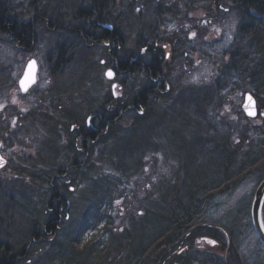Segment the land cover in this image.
<instances>
[{
    "label": "trees",
    "instance_id": "16d2710c",
    "mask_svg": "<svg viewBox=\"0 0 264 264\" xmlns=\"http://www.w3.org/2000/svg\"><path fill=\"white\" fill-rule=\"evenodd\" d=\"M39 1L13 0L14 3L11 7L18 10L14 11L11 17L15 18L20 12L23 14L22 18H26L25 16L32 13L35 17L42 11ZM117 1L93 0L92 8L87 9L88 5H82L78 10V15L82 14L81 16L86 17L84 13L93 11V17H96L100 14V10H104L106 7H117ZM192 1L194 2V0ZM201 1L211 4L206 10L207 15L210 16L208 19L211 20L214 12L219 16L225 14L222 8H229L236 12L239 25L236 40L231 50L224 54L229 59L226 71L228 69L231 71L232 78L234 76L250 81L252 86L250 93L254 95L259 102V106L263 107L264 110V0H197V3ZM184 3L185 0H124V20L128 29H132L134 32L132 34H124L123 53L125 59L136 57V54L139 55L145 49L146 53L140 54L143 65L147 67H155L157 65L158 67L152 69L151 75L148 73L144 75L141 79V86L144 88L151 83V88H156L157 85L152 82L153 78H156L162 90H157L158 88H156L155 92L150 93L148 97H145L144 93L142 94L143 97H138L135 93L136 70L128 73L126 76V88L131 98L128 102L126 101L125 106L127 108L129 104L134 103L135 109L139 105L140 112H144L142 115L136 114V126L133 123L134 125L129 127L130 129L126 128L127 132H130L134 138L130 139L131 143L129 144L124 141L121 142L120 139L112 142L110 137L106 136L93 137L92 139V167H102L104 165L102 162L104 159L106 160V157L108 164L111 165L109 167H114L111 158L120 156L118 157L120 165L115 167L117 171L113 168L118 174L116 179L118 182H115L111 189L119 192V195H122L121 193L133 194L136 192L137 201L147 204L148 208L146 207L145 211L139 212L140 220L132 218L130 220V232L127 229L128 233L124 231L121 235L114 232L113 228L116 227V222L113 219V215L106 217V219L101 221V224H104L109 229L105 228L107 235L103 239H99L102 235L101 233L96 234L99 232L98 226L89 227L88 225H83L87 218L80 219L83 217L81 215L82 212H74L71 220L66 221L64 229L55 234V241L42 244L44 247L41 255L33 259L29 264L42 263L45 255L53 248L61 255L65 245L63 242L61 243L62 239H57L58 235L66 236L67 234H73V232L76 234H74L75 238L70 243L72 248L71 257L60 258L55 253L54 256L58 258L48 264H58L59 261L60 264H260L264 261L263 255L258 254L257 258L255 256L251 258L250 255L245 256L241 249L245 238V243H248V233L253 234L260 247L264 249V245L255 233L251 212L249 211L253 187H258L264 179V114L261 115L263 125H255L249 135L246 131H243L240 125L237 126L238 131L241 128L240 133L229 134L225 141L201 134L200 130H202L201 128L204 127V124L200 126L199 123L192 122L196 121V119L192 120L185 114H180L178 111L175 112L176 105H180L183 109L187 108L184 103L188 104L191 101L190 106L194 102L193 98H189L188 93L184 94V90L180 96H174L175 87L171 86L173 72L169 69L164 74L159 68L160 63L168 64L166 51L168 47L164 46L165 44L172 47L173 54L170 55L171 58L175 59L177 57L180 59L187 55V50H184L185 46H180L181 44L177 42L179 31L171 32L170 41H152L149 33L143 32V28L154 24V18H163L169 9H171V14L164 17L166 20L164 22L167 26H170L171 22L173 30H177L179 28L177 21L184 18ZM139 7H141L139 12H136ZM8 12L9 10L7 11L5 5L0 2V33L3 35L8 33V27L16 24L15 21L4 23ZM42 12L44 13V11ZM25 13L27 15H24ZM45 13H50L48 7L45 8ZM22 18L20 20L23 22L32 20ZM114 18L115 20H110L117 27V17L114 16ZM173 22H177V25L173 26ZM13 31L15 33L19 32L15 30V27ZM181 33L182 35L186 34L184 28ZM131 38L134 41L133 46L131 45ZM189 42L187 43V49L190 50L191 41ZM65 44L70 46L69 43ZM69 46L66 45V47L62 48L61 56L57 59V63H55V59L50 58L49 65L57 69L60 68L61 71L64 66L65 69L68 65L74 63L73 58L70 57L71 52L69 50L75 49V47ZM82 48L87 49L85 47ZM43 60L46 61V58H43ZM135 65L133 66L135 67ZM125 66H130V62L127 61ZM79 71L83 72V70ZM226 71H223V73ZM220 75L222 76V74ZM234 86L235 84L231 86V89L237 90ZM3 88L1 87L0 89ZM145 91L148 90L145 89ZM163 91L164 93H162ZM222 91V84L216 83L214 90L216 97ZM2 98L3 100L5 98L4 91L0 92V99ZM14 114L12 113L11 115L13 116ZM11 115L9 114L8 118H11ZM26 116L22 115L24 121H21L25 125L22 129L26 134L23 133L18 137H16V134L11 133L12 128H7L2 123L0 125V141L8 148H15L18 145L22 147L21 153H15L14 158H12L14 161H10L7 165L9 166L8 168H12L14 171L13 179L10 182L0 181V194H12L11 191L13 190V198L29 192L28 181L33 180L40 183V179L54 176L36 173L39 179L28 180L25 178L26 176L28 177L29 173L27 166L40 165L43 160V157H40L42 152L38 150L39 146H41L39 144L40 136L44 129H50L53 125L52 120L47 119L50 121L47 122L37 119L33 111ZM33 122L38 128L35 132L29 134L25 131L26 126L29 129L34 128L32 126ZM172 124H176V126L179 124L186 130L196 129L198 131L196 133L198 137H195L196 141L192 140L195 146L194 152L191 149L190 151L188 150V146L186 147L184 140L181 138L177 142L186 151L180 153L182 157L179 153H173V151L177 150L172 144V139L169 138V129ZM253 135L260 138L249 139ZM211 143H213V146H208ZM29 146L35 149L37 157L31 154L27 155L26 151H29ZM133 147H136V149L132 150ZM145 148L156 159L165 158L166 162H171V166H167L168 170L164 172V174L168 173L166 177L163 174L159 177L150 176V181L146 186V193L140 198L138 194H141V192H137L140 186L138 180H136V184L131 181L134 177L130 174V172L133 173V170H130V161L132 152L138 154L140 150ZM46 151L48 152L44 158L50 162L54 156V151L58 152V149H54L53 144L50 143ZM69 154L74 156L73 159L80 155L74 148L71 149ZM166 158L170 160H166ZM189 165L192 167H189ZM61 167L65 171L63 164ZM53 171H56V169H53ZM78 171H85V169L84 167L68 169L73 179L76 178L74 176L78 174ZM250 180H253L251 181L252 188L249 189L248 193L239 194L241 196L240 199L232 207L227 208L226 206V213L224 212L226 215L216 216V218H223L224 216L225 218L217 222L214 215L221 212L224 204L223 198L234 197L237 195L239 186ZM79 184L82 185V188L87 187L89 190H92V186H95L92 179L91 186H86L84 182ZM79 184L78 189L74 192H70L68 188L64 189L66 186H62L61 191L70 195L80 194ZM89 190L85 189L84 192L87 193ZM90 194L92 195V193ZM249 195L250 197L247 198ZM14 201L18 200L15 198ZM77 213L79 220L75 221ZM230 215H235V218ZM53 226V223H50V227ZM87 226L92 228L93 235L95 234L92 241L93 246L83 245L81 247L80 238ZM32 229V226H30L29 231ZM205 239H212L215 242V246L205 243ZM203 253L207 254V258L205 261L200 262L198 255ZM253 258L256 259L251 263L250 261Z\"/></svg>",
    "mask_w": 264,
    "mask_h": 264
},
{
    "label": "flooded vegetation",
    "instance_id": "af4514ba",
    "mask_svg": "<svg viewBox=\"0 0 264 264\" xmlns=\"http://www.w3.org/2000/svg\"><path fill=\"white\" fill-rule=\"evenodd\" d=\"M39 2L44 13L40 11L32 20L30 19V22L26 23L16 18L4 20V23L7 21L16 22L14 26L8 27V33L4 35L6 41L14 46L13 53H23L29 57L37 53L39 57L46 58L47 63L45 66L39 65L37 83L27 92H24L20 85L24 68L17 74V77L14 74L6 73V83L3 88L4 106L10 115L15 113L13 116L11 115L12 117L20 120L22 115L26 116L30 113L31 109L27 111L23 108L24 105L26 107V103H30L31 107L37 109L31 110L37 119L53 121L50 129L42 131L39 141L41 146L38 150L42 152L40 157H43L40 165L45 168L46 166L50 167L52 170L56 169V171H54L53 177L39 180L46 190L39 195L36 206L30 202L22 206L13 203L15 198L12 194H0V264H29L41 255L44 247L42 244L55 241V234L64 229L66 221L71 220L80 198L84 197V202L91 200V196H88L90 193L70 195L63 193L61 188L66 186L64 189L68 188L70 192H74L78 189L79 183L84 182L86 186H91V179H73L68 169L84 167L85 172H90L93 137L106 136L110 137L112 142L119 141L120 133L136 123V114H144V112H140L139 105L136 106V109L134 103L129 104L127 108L125 106L126 101L128 102L131 98L126 88L128 73L136 70L135 93L138 97H143V95L148 97L150 93L155 92L156 88L162 90L156 78H153L152 82H155L158 87L151 88V83L144 88L141 86V79L144 75L146 73L151 75L152 69L158 67L157 65L155 67L143 65L140 54H145V49L139 55L136 54V57L125 59L123 53L124 0H118L117 7H106L104 10H100V14L96 17H93V11L84 13L86 17L81 16L82 14L78 15V10L82 5H88L87 9H91L93 0H40ZM46 7L49 8L50 13H45ZM170 14L171 9L166 12L165 16ZM114 16L117 17V27L110 20H115ZM164 17L154 18L153 25L143 28V32L149 33L152 41L171 40L172 24L170 22V26H167ZM14 27L19 32L15 33ZM65 43H69L70 46ZM66 45L75 47V49L69 50L74 63L65 69L64 66V70L60 71V68L57 69L49 65L50 58L55 59V63H57L62 48ZM81 46L87 49H83ZM164 46L168 47L166 51L167 59H169L173 54L172 47L168 44ZM127 61L130 62L128 67L125 66ZM77 63L78 65L79 63L80 65L84 64L83 72L77 74L81 80L76 79L68 84L64 82L65 79L61 80L71 68L75 69ZM134 64H136L135 67ZM159 68L164 74L170 69L169 64L162 63L159 64ZM108 71H112L111 77L107 76ZM44 73L47 75L46 80H44ZM91 77L96 80H91ZM127 111L129 112L126 113ZM128 119L131 120L128 121ZM50 143L53 144L54 149H58V152L54 151L52 160L48 162L44 156L48 152L46 150ZM1 147L3 148V145ZM72 148L80 153L76 159H73L74 156L69 154ZM1 153L9 163L10 159L6 153L3 151ZM62 164L63 166L67 164L66 172L62 170ZM131 169L133 170L132 166ZM10 180L2 179L0 181L10 182ZM131 181L135 184L134 179ZM79 188H82L81 184H79ZM117 196L122 200L134 197L129 193ZM21 197L26 201L24 194ZM19 207L27 218H29V209L32 210L33 207L37 208L38 213L42 212L41 215L31 219L30 226L33 228L31 231H29L30 227L20 228L21 220L17 215L12 214ZM125 213L126 210L120 213L123 219ZM121 220H117L116 227L113 228L114 232L120 233V235L124 233V222L122 224ZM119 222L121 225L117 224ZM50 223H53L54 226L50 227ZM89 233L90 243L87 246L90 247L93 246L94 232L92 228H89ZM103 233L104 235H101L100 239L106 237L105 229H103ZM205 243L215 246L212 239H205Z\"/></svg>",
    "mask_w": 264,
    "mask_h": 264
},
{
    "label": "rangeland",
    "instance_id": "374dc122",
    "mask_svg": "<svg viewBox=\"0 0 264 264\" xmlns=\"http://www.w3.org/2000/svg\"><path fill=\"white\" fill-rule=\"evenodd\" d=\"M0 2L5 5L7 8L8 15L7 18H12L11 15H13L14 11H17L18 9L11 7L14 3L13 0H0ZM206 4V5H205ZM211 6V4L201 1L200 3H197V0H185L184 7L185 10L183 11L184 18L182 20L177 21L179 23V28L177 30L173 31H179L177 42L180 43V46H185L184 50H187V55H184L180 59L177 57L173 59V57L168 59V64L170 67V70L173 72L172 75V82L171 86L175 87V90L173 91L174 96L178 97L181 94L188 93L189 98H193L194 102L189 106L190 102L184 103L187 108H182L180 105H176L175 112H179L180 114H185L187 117L193 119H196V121H192L193 123H196L200 126L204 124V127L200 130L201 134L205 135L206 137H214L218 138L220 140H226L229 134H237L240 133L241 128H239L240 131L237 130V126L240 125L243 128V131H246L248 135L251 129L258 124L263 125L261 115L264 114L263 107L259 106V113L256 118H250L246 115L244 109H243V103L245 100V95L247 93H250L251 91V84L248 79L244 78H236L231 75V71L228 69L226 71V66L228 65L229 59L228 57H225V53H228L235 40H236V33L237 28L239 25V20L236 15V12L233 10H230L229 8H222L224 15H217L212 13V20L208 19L210 17L207 15L206 10L208 6ZM137 12V11H136ZM17 14V13H15ZM10 15V16H9ZM24 15H27L25 13ZM23 17V14L20 12L18 15L15 16L16 19H21ZM26 18H22L25 20H30L34 17L33 13L28 14V16H25ZM14 18V17H13ZM218 18V19H217ZM223 19V20H222ZM211 20V21H210ZM30 22V21H27ZM26 22V23H27ZM177 22H173V26L177 25ZM124 27V34H132L134 33L132 29H128L127 24L125 23ZM187 34L181 33V30H183ZM132 42L131 45H134L133 38H131ZM181 40V41H179ZM191 41V49H187V43ZM190 43V42H189ZM12 50V51H11ZM14 46L11 45L10 42L6 41L3 34L0 33V88L5 86L6 83V73H10L11 75L14 74V76L17 77V74L20 73L23 68H25L26 64L28 63L29 59L35 58L38 63L41 66H45L47 63L43 58L39 57L36 53L35 55H32V57H29L26 54H17L13 53ZM43 60V62H42ZM84 64L78 65L76 64V71L75 69L71 68L68 73H66L65 77L61 80L65 79L67 82L70 83L72 81H75L76 79L81 80V78L77 75L80 73L79 70H83ZM43 69V68H42ZM223 71H226L223 73ZM14 72V73H13ZM222 74V76L220 75ZM13 77V76H12ZM46 73H44V80H46ZM94 81L96 78L91 77ZM232 78V79H231ZM221 79V80H220ZM86 80V78H85ZM216 83L222 84L223 91L222 93L218 94L216 97V94L214 92L216 88ZM235 84V88L237 90L231 89V86ZM0 92H3L4 89H0ZM187 96V95H186ZM192 100V99H191ZM218 100H220L218 102ZM218 102V103H217ZM30 103H26L23 106L25 110L29 109H35L34 107H31L29 105ZM29 105V107H28ZM30 110V112H31ZM37 110V109H35ZM196 110V111H195ZM174 112V113H175ZM8 111L6 110L4 106V100L3 98L0 99V125H4L7 128H12V134H16V137L20 136L21 134L25 133L23 131V125L21 121L23 118L21 117L20 120H16L15 117L8 118ZM27 117V116H26ZM252 120V121H250ZM24 121V120H23ZM251 122V123H250ZM2 123V124H1ZM34 123V122H33ZM34 128L29 129L28 126H26L25 131L29 134L35 132L37 130L36 124H32ZM255 128V127H254ZM130 129V128H128ZM170 132H169V138L172 139V144L175 146L177 151H173V153H183L186 151L185 148L180 147V144L177 142L181 140V138L184 140V144L186 147L188 146V150H192L194 152V144L192 140L196 141L195 137H198V131L196 129L186 130L182 128L181 125L172 124L170 126ZM242 131V132H243ZM37 133V132H36ZM26 134V133H25ZM260 138L259 136H251V138ZM39 138V137H38ZM121 142L131 143L132 138H134L130 132H127V129H124L123 132L120 133L118 136ZM193 138V139H191ZM263 138V136H262ZM20 139V137H19ZM22 140V139H20ZM19 140V142H20ZM189 142V143H188ZM30 145V144H29ZM4 151L8 157L9 162L14 161L12 158H14V154H20L21 153V146L18 145L15 148H8L6 145H4ZM208 146H213V143H211ZM25 148V147H24ZM23 148V149H24ZM136 147H133L132 150H135ZM29 151H26L28 153L27 155H35L38 156L35 152V149L28 148ZM99 155V154H98ZM70 156V155H68ZM132 159L130 161L131 166L133 167V173H130L131 176L134 177L135 184L136 180L139 182V188L137 192H141V194H138V196L143 197L146 193V186L147 183L150 181V176H156L159 177L163 174L164 177L167 176L168 173H165L168 169L167 166H171V162H166L165 158L156 159L152 153L149 152V150L142 149L138 152V154H134L132 152L131 154ZM182 157V155L180 154ZM100 157V156H98ZM118 157H112L111 161L114 163V167H109L111 165L106 160H103V166L97 167L91 169L90 172L85 171H78V174L74 177L79 179H92V182L95 186H92V190H89L86 188H81V193L85 194L84 190H89L87 193L88 196H91L88 202H84L85 198H80V201L77 203V206L75 207V213L76 212H82V216L80 219L87 218L83 225H88L89 227L98 226L99 232L96 234L101 233L102 229H105L106 226L104 224H101V221L106 219V217H110L113 215V219L115 222L120 219V213L123 210H126L124 219L122 218L121 223L124 222V231L130 232L131 229V219L134 218L137 220H140L139 218V212L142 210H146V207L148 208L147 204L143 202H138L136 197V192L131 193L134 195L133 199H121L117 195H119V192H115V190L111 189V186L115 184L116 179L118 178V174H116L117 169L115 167H118L120 163L118 162ZM12 159V160H11ZM166 160H170L166 158ZM219 162V161H218ZM111 163V162H109ZM217 163V161H216ZM173 164V163H172ZM116 165V166H115ZM9 166L5 165L4 167L0 168V180H9L13 179L14 177V171L12 168H8ZM64 167H67V164H64ZM189 167H192L189 165ZM29 168L28 177L25 178L28 180L31 179H39L36 176V173H44L46 175H53L54 171L50 169L49 167H42L39 164L33 165L31 167L27 166ZM116 170H114V169ZM36 176V177H35ZM31 177V178H30ZM253 179V178H251ZM27 180V181H28ZM255 180V179H253ZM250 180L249 182L242 183L237 191V195L234 197H228L223 198V206L221 208V212L216 213L215 220L219 222L221 219L225 218V216L222 218H216L217 215H226V206L232 207L233 204L240 199V195L243 193H248L249 189L252 188V183ZM29 185V192L23 193L25 196L26 201L20 196H16L15 198L18 201H14L13 203H18L22 206L24 204L29 203L32 205H37L39 195L42 193V191H45V186H42V184H38L36 181H28ZM246 183V184H245ZM98 184V185H97ZM145 187V188H144ZM257 188V186H256ZM255 187H253L252 192V198H250V209L251 212L252 203L254 199V193L256 190ZM140 190V191H139ZM13 191V190H12ZM11 193L13 194V192ZM114 192V193H113ZM123 194V193H121ZM240 194V195H239ZM33 195V197H32ZM250 195L247 197L249 198ZM143 201V200H141ZM230 205V206H229ZM137 208V209H136ZM21 208H17V210H14L12 214H15L19 217L21 220L20 228H28L30 227V221L33 220L34 217H37L41 215L42 212L38 213V210L36 207H33L32 210L29 209V218L26 217L22 211H20ZM80 212V213H81ZM225 212V213H224ZM144 213V212H143ZM133 216V217H131ZM141 216V215H140ZM231 217L235 218V215H230ZM79 220L78 213L75 216V221ZM121 223H117L121 225ZM135 224V222H134ZM219 224V223H216ZM140 225V223H138ZM86 227L81 238V247L87 246L88 243H90V233H89V227ZM104 227V228H103ZM130 227V229H129ZM75 231V230H74ZM126 231V232H127ZM73 232V231H72ZM127 232V233H128ZM140 233V231H138ZM75 232L73 234H67L66 236H63L61 234L58 235L57 239H62L61 243H64V249L61 251V255L57 253L54 248L49 250V253L45 255V257L42 260V263L40 264H48L54 261L56 258L60 256V258L63 257H71L72 248L71 244L72 241L75 238ZM95 235V234H94ZM104 235V233L102 234ZM248 243H245L246 238L243 241L242 244V252L245 256H251L252 257H258L259 255L264 256V249L260 247L259 243L255 240L253 237V234L248 233ZM246 235V236H248ZM100 239V238H99ZM74 243V242H73ZM104 245V244H103ZM257 252V253H256ZM56 253V256H54ZM207 258V254H199L198 260L205 261ZM253 258L251 263L256 259ZM251 260V259H250ZM258 260V259H257ZM60 264V261L58 262ZM260 264H264V261Z\"/></svg>",
    "mask_w": 264,
    "mask_h": 264
},
{
    "label": "water",
    "instance_id": "95a60500",
    "mask_svg": "<svg viewBox=\"0 0 264 264\" xmlns=\"http://www.w3.org/2000/svg\"><path fill=\"white\" fill-rule=\"evenodd\" d=\"M31 62H34V67H35L34 83H31L30 86H28L27 90L29 88H31L37 82L38 64H37L35 59L31 60L27 64V67L25 69V72H24V75H23L21 81L25 79L26 72H30L29 65ZM109 72L112 73V71H108L107 73H109ZM23 90H24V88H23ZM243 109H244V111L248 117H250V118H256L257 117V115L259 113L258 104H257L256 98L254 97V95L252 93L246 94L244 104H243ZM250 113H254V114H250ZM6 164H7V161L4 158H2V156L0 154V168L4 167ZM263 207H264V179L259 184V186L255 192L254 201H253V205H252V212H251L254 230H255L259 240L264 245Z\"/></svg>",
    "mask_w": 264,
    "mask_h": 264
},
{
    "label": "snow or ice",
    "instance_id": "6c2138e0",
    "mask_svg": "<svg viewBox=\"0 0 264 264\" xmlns=\"http://www.w3.org/2000/svg\"><path fill=\"white\" fill-rule=\"evenodd\" d=\"M29 68H30V72H26L25 79L21 81V85L25 91H27V88L28 86H30L31 83H34V73H35L34 62L30 63ZM107 75L111 77L112 73L109 72L107 73ZM250 114H254V113H250Z\"/></svg>",
    "mask_w": 264,
    "mask_h": 264
}]
</instances>
